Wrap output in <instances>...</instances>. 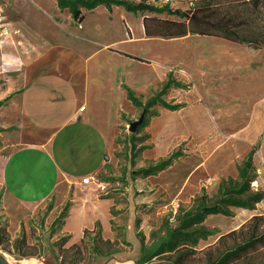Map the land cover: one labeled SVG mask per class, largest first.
I'll return each mask as SVG.
<instances>
[{
    "label": "rangeland",
    "instance_id": "374dc122",
    "mask_svg": "<svg viewBox=\"0 0 264 264\" xmlns=\"http://www.w3.org/2000/svg\"><path fill=\"white\" fill-rule=\"evenodd\" d=\"M195 1L153 4L188 10ZM261 2L250 16L254 30L263 32ZM83 15V21L75 23L54 0H0V160L18 150L15 159L27 154L42 170L50 165L51 148L44 147L50 153L48 159L37 145L54 132L28 124L26 83L40 99L36 120L63 103L74 110L87 107L82 133L77 136L72 130L58 144L57 159L68 164L75 179L57 189L51 213L47 214L50 199L25 206L0 185V257L8 264H61L64 257L65 262L76 260L77 264H171L154 256L167 231L177 225L175 210L191 209L203 189L213 198L220 180L231 177L258 143L257 180L252 188L264 192V48L255 50L211 37L146 39L142 16L122 8L110 13L99 7ZM170 74L185 89L171 88L162 100L178 109L157 105L145 116L144 109L127 101L122 84L145 105L161 92ZM145 117L148 127L133 133L130 125ZM173 154L177 159L159 175H134ZM40 169L31 170L35 181ZM87 172L106 186L104 193L83 178ZM72 183H81L75 207L63 231L55 233L52 224L72 201ZM35 190L39 193L42 187ZM108 195L118 201L115 210L124 211L114 220L125 229L118 237L110 226L114 202L102 199ZM231 211V217L206 221L218 233L200 242L183 264H206L209 256L231 248L252 231L264 238V201L254 211ZM97 221L103 237L114 242L113 255H93L90 236L77 254L55 245L66 236L72 239L65 250L80 245L83 230H92ZM99 246L103 253L108 250L103 243ZM230 264H264V241Z\"/></svg>",
    "mask_w": 264,
    "mask_h": 264
},
{
    "label": "trees",
    "instance_id": "16d2710c",
    "mask_svg": "<svg viewBox=\"0 0 264 264\" xmlns=\"http://www.w3.org/2000/svg\"><path fill=\"white\" fill-rule=\"evenodd\" d=\"M54 1L61 11H68L70 18L75 23L83 21V11L92 13L99 7H104L112 13L114 8H122L127 13L142 16L144 34L149 39H182L189 36L211 37L230 43L246 45L255 50L264 48V31L254 30V20L250 16V10L258 11L260 9L261 0H196L188 10L174 9L169 4L164 6L154 5L153 2L158 0H140L138 3L132 0ZM162 16H166V19ZM126 57L144 63L139 58L128 55ZM171 88L185 89L182 84L174 81L170 74L161 92L144 105L131 88L123 85L127 101L136 109H144L145 116L157 105L169 110L179 108L178 106L172 107L162 100V97ZM2 105L3 103L0 104V107ZM148 125L149 119L145 117L138 126L136 134H140ZM132 139L135 141L134 136H132ZM258 150L259 143L252 148L242 164L237 167L238 174L236 178L229 177L220 180L217 193L213 198H209L203 189L201 194L193 200L191 209L179 208L176 217L177 225L167 231L154 257L165 259L171 264H183L188 257L196 253L200 242L206 241L218 233L216 229L208 228L205 225L210 217H231V210L234 208L254 211L256 206L264 201V192L255 191L252 188V184L257 180L254 157ZM177 157V154H173L166 160L134 172V175L143 178L155 177L170 168ZM57 199L54 193L50 198V204L47 206V214L54 210ZM102 199L114 202V206L109 210L111 216L110 226L112 233L118 237L120 230L125 229L117 226L114 220L124 211L115 210L118 201L112 195L102 196ZM72 207V201L65 204L59 217L52 224L51 229L53 232L63 231L66 221L70 217ZM89 236V244L93 255L107 257L114 254V242L103 237V228L99 221L95 222L92 230L85 229L83 231L80 245L73 244L71 248L65 250L72 239L71 236L64 237L55 245L61 250L66 252L75 251V254H77L85 246V239ZM263 241V236L256 237L255 232L252 231L247 238L236 240L231 248H226L216 256H209L206 264H230L232 261L239 259L246 251L262 244ZM101 243L108 247L105 253L100 249L99 244ZM141 245L144 251L143 241ZM61 264H77V262L76 260L65 262L64 257Z\"/></svg>",
    "mask_w": 264,
    "mask_h": 264
},
{
    "label": "crops",
    "instance_id": "0c3cea01",
    "mask_svg": "<svg viewBox=\"0 0 264 264\" xmlns=\"http://www.w3.org/2000/svg\"><path fill=\"white\" fill-rule=\"evenodd\" d=\"M40 9L46 12L44 8L41 7ZM115 9L116 8H114L113 10ZM84 12L85 11H83V14ZM162 18L164 17L162 16ZM144 37L146 39H149L145 36V34ZM126 56L123 55V57L128 58ZM25 83H26V79H25ZM123 85L125 84H122V89H123ZM25 86L27 87V93L25 94V98H24V104L26 106L25 117L27 118L28 124L31 125L37 124L36 127H38L39 130L54 132L51 134L52 135V137H50L51 139H48L47 141L45 139L43 143H39V145H37L38 148L44 149L43 155L45 158L48 159L51 158L50 153L46 151L44 147L46 148L50 147L53 154L52 159H50L49 161L50 165L48 166V170H42L31 162L27 154L23 158L15 159L17 156L15 155V153L18 152L17 150L10 157H7L3 161L0 160V185L2 189H4L6 194L10 195L20 204L25 206H32L33 204L36 203H45L51 198V196L57 191V189L60 186L68 185V183L70 182L69 181L70 178L75 179L70 169L67 168L68 164H63L61 161H59V159H57V154L59 152L58 144H62L65 141V139L69 136L68 134L72 130L78 132L77 136L82 133V129L84 126L82 117H83V113L86 112L87 107L86 105H82L78 109L74 110L71 108L72 106L70 104L63 103L61 106L57 107L55 111L48 110L45 112L44 117H42V119L36 120L37 117L35 116L36 115L35 110L36 107H39L41 104L40 99H37V96L35 98V96L32 95L33 94L32 86H29L28 83H26ZM32 96L34 99L31 100L30 98ZM82 109L84 110L81 111ZM34 120H36L37 122ZM41 120H44L45 122L40 123L39 121ZM73 147L75 148V145ZM36 169L41 170L40 172L35 174V176L38 177L37 181H35L36 177H34V175L31 173V170H36ZM237 174L238 172L235 169V171L231 172V177L236 178ZM83 178L90 179L91 183L94 184L95 180L89 172L83 174ZM80 184L79 183L71 184L72 186H74V193L72 197V203H73L72 209L75 207L74 198H75V194L78 192ZM37 186L42 187V191L39 193L36 192L35 190ZM70 217H71V212H70Z\"/></svg>",
    "mask_w": 264,
    "mask_h": 264
},
{
    "label": "water",
    "instance_id": "95a60500",
    "mask_svg": "<svg viewBox=\"0 0 264 264\" xmlns=\"http://www.w3.org/2000/svg\"><path fill=\"white\" fill-rule=\"evenodd\" d=\"M142 120L141 121H138V122H135L133 124L130 125V130L135 133L138 126L141 124ZM108 160V159H107ZM0 264H8V262H6L2 257H0Z\"/></svg>",
    "mask_w": 264,
    "mask_h": 264
},
{
    "label": "built area",
    "instance_id": "2783aa9c",
    "mask_svg": "<svg viewBox=\"0 0 264 264\" xmlns=\"http://www.w3.org/2000/svg\"><path fill=\"white\" fill-rule=\"evenodd\" d=\"M84 109H82L81 111H83ZM94 184L97 185V187L101 190L102 193H104L106 191V186L101 184L100 181L96 180L94 181ZM175 212H177V210H175Z\"/></svg>",
    "mask_w": 264,
    "mask_h": 264
},
{
    "label": "bare ground",
    "instance_id": "6f19581e",
    "mask_svg": "<svg viewBox=\"0 0 264 264\" xmlns=\"http://www.w3.org/2000/svg\"><path fill=\"white\" fill-rule=\"evenodd\" d=\"M40 123H43V122H45L44 120H41V121H39Z\"/></svg>",
    "mask_w": 264,
    "mask_h": 264
}]
</instances>
